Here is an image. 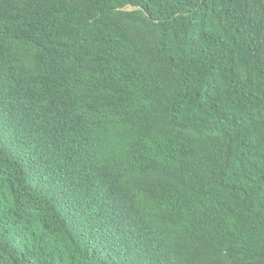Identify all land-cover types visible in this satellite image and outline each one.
I'll return each instance as SVG.
<instances>
[{"label": "trees", "instance_id": "1", "mask_svg": "<svg viewBox=\"0 0 264 264\" xmlns=\"http://www.w3.org/2000/svg\"><path fill=\"white\" fill-rule=\"evenodd\" d=\"M0 264H264V0H0Z\"/></svg>", "mask_w": 264, "mask_h": 264}]
</instances>
